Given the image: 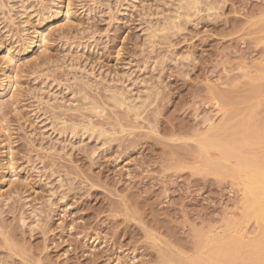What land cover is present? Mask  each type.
Here are the masks:
<instances>
[{"label":"rangeland","instance_id":"1","mask_svg":"<svg viewBox=\"0 0 264 264\" xmlns=\"http://www.w3.org/2000/svg\"><path fill=\"white\" fill-rule=\"evenodd\" d=\"M176 2L0 0V264H263L264 0Z\"/></svg>","mask_w":264,"mask_h":264},{"label":"bare ground","instance_id":"2","mask_svg":"<svg viewBox=\"0 0 264 264\" xmlns=\"http://www.w3.org/2000/svg\"><path fill=\"white\" fill-rule=\"evenodd\" d=\"M177 2L175 3L176 5H174V8L175 10L173 9L172 11V15H169L168 18H167V21L165 19V24H162L157 30H169L170 29V26L173 25L174 23V19L175 18H181V16H184L186 18H188L189 14L191 11L193 10H197L201 0H176ZM24 8L25 10L27 9L25 6L22 7ZM21 8V9H22ZM23 10V9H22ZM172 19V20H171ZM185 19V18H184ZM168 21H170L168 23ZM173 21V22H172ZM177 21V20H176ZM163 22V23H164ZM177 23V22H176ZM164 25V26H163ZM264 30V28H263ZM262 31V30H261ZM160 32V31H159ZM263 32V31H262ZM42 33V32H41ZM42 38V36H41ZM45 39V36L43 37ZM44 42V41H43ZM254 68V67H253ZM264 69V68H263ZM242 76V75H241ZM241 87V86H240ZM250 89V88H248ZM248 92V91H247ZM116 97V96H115ZM115 99V105H119V106H122L123 104H125V99H122V98H113ZM118 99V100H116ZM129 103V102H128ZM92 104V103H91ZM141 104V103H140ZM93 105V104H92ZM90 107V110L94 111V113H97L95 112L97 110V107L96 106H92ZM127 105V104H126ZM129 105V104H128ZM131 105V104H130ZM129 105V106H130ZM139 105V104H138ZM136 107H139V106H136ZM135 105L132 106V108H135ZM121 108V107H120ZM129 109V108H128ZM99 110V109H98ZM132 110V109H131ZM137 110V109H136ZM135 111V110H134ZM259 117H262V116H259ZM245 118V117H244ZM263 119V117L261 118ZM255 120V119H254ZM248 125V124H247ZM241 127V126H240ZM264 127V126H263ZM66 128V127H65ZM70 128V127H68ZM73 128V127H72ZM71 128V129H72ZM259 128V127H258ZM242 129V128H241ZM73 130V129H72ZM252 130V129H251ZM261 130V129H260ZM259 130V131H260ZM86 131V130H85ZM211 131V130H210ZM225 131V130H224ZM233 131V129H232ZM246 131V130H245ZM263 131V130H262ZM70 132V130H69ZM254 132V130H253ZM253 132H249V134L245 137V142L247 143V145H253V144H256V142H254L255 140H257L258 138L255 137V135L253 134ZM261 132V131H260ZM72 133V131H71ZM74 133V132H73ZM256 133V132H255ZM259 134V133H258ZM206 135V134H205ZM208 136V135H207ZM206 136V138H207ZM242 136V135H241ZM262 136V135H260ZM215 138V137H213ZM217 138V137H216ZM203 139V138H202ZM211 142V141H209ZM217 143V142H216ZM236 143V142H235ZM238 143V142H237ZM219 145H221L219 143ZM245 145V144H244ZM245 145V149H247L246 147L250 148V146H247ZM205 146V145H204ZM233 146V145H232ZM227 147V146H225ZM236 148V147H235ZM258 148V147H257ZM255 148V149H257ZM211 150V149H209ZM215 150V149H214ZM225 150V149H223ZM233 151V150H232ZM262 152L264 150H261ZM260 151V152H261ZM207 152V151H205ZM235 152V151H234ZM258 152V151H257ZM261 152V153H262ZM252 153V152H251ZM259 153V152H258ZM246 154V153H245ZM222 155V153H221ZM234 155V154H233ZM238 155V154H237ZM243 155V154H242ZM258 154L256 155H249L248 158H247V164H245V167H244V164L241 165L240 167H238V170L241 171V169H244V168H249V174L244 177H242V179L244 180L243 181V192L244 194L246 195H251L253 197V200H252V203L250 204V206L248 207L247 211H248V215L250 217H252L254 220H256V222H259V223H263L264 224V152H263V156L261 155L259 157V155L257 156ZM219 157V156H218ZM242 158V157H240ZM231 159V157H230ZM221 162H224V161H221ZM229 165V164H228ZM232 172V171H230ZM236 172V171H235ZM238 174V173H237ZM240 178V177H239ZM258 236V235H257ZM242 239V238H241ZM251 240V239H250ZM234 245V244H233ZM234 247V246H233ZM246 247V246H245ZM244 247V248H245ZM250 249H254L255 251H264V239L263 240H260L256 243H253V244H250L248 246ZM241 250V249H240ZM244 250V249H243ZM250 251V250H249ZM215 253V252H214ZM238 254V252H237ZM256 254V253H255ZM244 255V254H243ZM257 255V254H256ZM221 256V255H220ZM233 256V255H232ZM231 257V256H230ZM245 257V256H244ZM254 258V257H253ZM245 259H247L245 257ZM261 259V258H260ZM235 260V259H234ZM241 260V259H240ZM263 260V264H264V258H262ZM188 261V260H187ZM191 261V260H190ZM242 261V260H241ZM189 262V261H188ZM213 262V261H212ZM229 262V261H228ZM187 263V262H186ZM185 263V264H186ZM257 263V262H256ZM191 264V263H190ZM232 264V263H231ZM247 264V263H246Z\"/></svg>","mask_w":264,"mask_h":264},{"label":"snow or ice","instance_id":"3","mask_svg":"<svg viewBox=\"0 0 264 264\" xmlns=\"http://www.w3.org/2000/svg\"><path fill=\"white\" fill-rule=\"evenodd\" d=\"M5 59H7V58H5Z\"/></svg>","mask_w":264,"mask_h":264}]
</instances>
